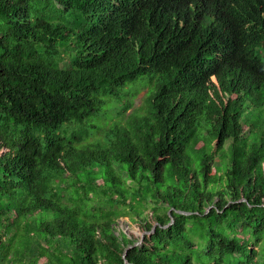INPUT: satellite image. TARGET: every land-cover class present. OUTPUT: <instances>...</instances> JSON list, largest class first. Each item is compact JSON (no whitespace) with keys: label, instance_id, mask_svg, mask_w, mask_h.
I'll return each instance as SVG.
<instances>
[{"label":"trees","instance_id":"trees-1","mask_svg":"<svg viewBox=\"0 0 264 264\" xmlns=\"http://www.w3.org/2000/svg\"><path fill=\"white\" fill-rule=\"evenodd\" d=\"M126 260L264 264V0H0V264Z\"/></svg>","mask_w":264,"mask_h":264},{"label":"rangeland","instance_id":"rangeland-1","mask_svg":"<svg viewBox=\"0 0 264 264\" xmlns=\"http://www.w3.org/2000/svg\"><path fill=\"white\" fill-rule=\"evenodd\" d=\"M147 91L148 89H145L143 91H141L135 98L134 100V104L132 106V108H130L127 113L126 116H130L134 113L135 110H140L142 109V107L145 105V100L147 97ZM114 103V102H113ZM127 219H120L119 220V228L125 229V231L129 232V228L127 227L128 223L126 222ZM136 235H139V233L137 232Z\"/></svg>","mask_w":264,"mask_h":264},{"label":"water","instance_id":"water-1","mask_svg":"<svg viewBox=\"0 0 264 264\" xmlns=\"http://www.w3.org/2000/svg\"><path fill=\"white\" fill-rule=\"evenodd\" d=\"M142 238H143V236H142ZM131 248V247H130ZM126 264H127V260H126V262H125Z\"/></svg>","mask_w":264,"mask_h":264}]
</instances>
